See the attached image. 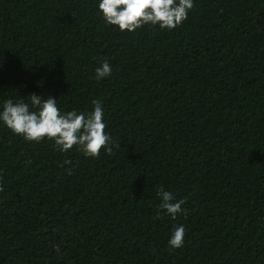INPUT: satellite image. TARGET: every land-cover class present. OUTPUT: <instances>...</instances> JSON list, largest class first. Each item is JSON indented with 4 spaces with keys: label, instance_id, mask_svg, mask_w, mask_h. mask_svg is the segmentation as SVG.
I'll return each instance as SVG.
<instances>
[{
    "label": "trees",
    "instance_id": "1",
    "mask_svg": "<svg viewBox=\"0 0 264 264\" xmlns=\"http://www.w3.org/2000/svg\"><path fill=\"white\" fill-rule=\"evenodd\" d=\"M99 2L0 0V111L99 99L113 137L88 157L0 121V264H264V0H193L134 32ZM160 187L186 215L157 218Z\"/></svg>",
    "mask_w": 264,
    "mask_h": 264
},
{
    "label": "clouds",
    "instance_id": "2",
    "mask_svg": "<svg viewBox=\"0 0 264 264\" xmlns=\"http://www.w3.org/2000/svg\"><path fill=\"white\" fill-rule=\"evenodd\" d=\"M193 6V0H100L98 5L106 23L118 26L122 32H134L147 24L159 25L161 29H174L187 19L188 11ZM111 73V65L104 59L95 69V78L101 80ZM28 99L31 104L22 98L15 102L9 98L3 102L0 121L15 134L22 135L28 141L40 142L45 138L54 140L58 150L63 152L75 145L88 157H98L101 149L112 153L113 137L105 131L107 125L101 100H92V111L73 109L62 113L58 100L52 96L42 98L33 93ZM119 146L117 143L116 147ZM3 190L0 185V192ZM157 195L161 198L156 209L157 218L162 212L173 219L179 213L187 214V209L182 207L186 202L184 199L177 200L172 192L163 187L158 188ZM185 234L183 225L176 226L169 239L170 249L182 247ZM56 250H59L58 246Z\"/></svg>",
    "mask_w": 264,
    "mask_h": 264
}]
</instances>
